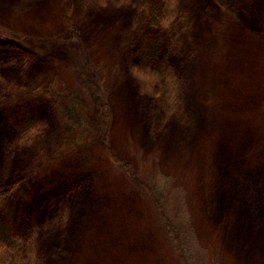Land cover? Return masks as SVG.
I'll use <instances>...</instances> for the list:
<instances>
[{"label":"rangeland","instance_id":"rangeland-1","mask_svg":"<svg viewBox=\"0 0 264 264\" xmlns=\"http://www.w3.org/2000/svg\"><path fill=\"white\" fill-rule=\"evenodd\" d=\"M158 2L0 0V220L35 264H264V1L178 0L151 28ZM147 34L178 82L165 108L130 69ZM98 89L133 174L62 113L73 93L88 121Z\"/></svg>","mask_w":264,"mask_h":264},{"label":"trees","instance_id":"trees-1","mask_svg":"<svg viewBox=\"0 0 264 264\" xmlns=\"http://www.w3.org/2000/svg\"><path fill=\"white\" fill-rule=\"evenodd\" d=\"M178 0H159L158 3L149 4L145 9V17L148 25L153 27L169 28L171 21L174 19L175 12L177 11ZM162 39L147 34L143 45L139 48L141 51L137 53V61L131 66V72L138 81L141 89L151 92L156 96L157 102L163 108L168 107L174 101L178 95V82L174 77L171 65L168 64L165 54L162 55L161 41ZM9 40L4 42V45H11ZM89 82L93 81L88 79ZM93 95V117L88 121L85 118L82 119L78 113L76 98L73 93L67 94L68 98L72 99V107H66L62 110L65 119L70 124H77L81 127L84 126L83 122L89 124L96 130L97 134L101 137V142L105 146L108 155L112 162L118 166L124 168L129 174H133L131 171L130 163L119 159L115 153L108 146L107 129L109 122V109L106 95L103 90L98 89ZM152 95V96H153ZM66 96V95H65ZM28 117L23 118L22 122H26ZM34 121H27L24 129L18 133L21 135L20 140L28 141V138H33L34 135H30V131L35 127ZM36 131V129L33 128ZM22 131V132H21ZM34 132V131H33ZM147 188H151L147 186ZM151 194L159 205L161 217L169 224L170 230L172 229V223L166 216L160 205L159 192L151 190ZM7 196V192H0V203ZM35 249L27 248L24 244L21 236L17 234L11 227L9 222L0 220V264H35Z\"/></svg>","mask_w":264,"mask_h":264},{"label":"bare ground","instance_id":"bare-ground-1","mask_svg":"<svg viewBox=\"0 0 264 264\" xmlns=\"http://www.w3.org/2000/svg\"><path fill=\"white\" fill-rule=\"evenodd\" d=\"M264 0H257V2H263Z\"/></svg>","mask_w":264,"mask_h":264}]
</instances>
